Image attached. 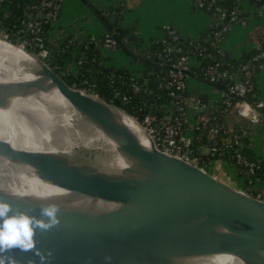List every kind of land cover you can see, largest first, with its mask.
Listing matches in <instances>:
<instances>
[{"label":"water","instance_id":"obj_1","mask_svg":"<svg viewBox=\"0 0 264 264\" xmlns=\"http://www.w3.org/2000/svg\"><path fill=\"white\" fill-rule=\"evenodd\" d=\"M81 1L104 29L113 34L91 1ZM259 2L264 3V0ZM118 43L132 58L157 66ZM39 61L40 72L49 76L82 114L105 129L125 136L122 150L135 160L130 170H147L145 176L139 178L100 170L84 174L78 167L64 164L56 155L17 149L10 142L0 140V154L13 161L32 164L42 177L132 206L95 217L59 211L60 224L47 232L38 231L35 237L37 247L45 255L52 252L49 264H176L172 259L175 256L215 252H230L252 264H264V199L226 183L218 177L217 171L210 173L160 149L132 114L98 95L70 85L47 62ZM198 79L224 89L215 82ZM235 97L242 99L239 95ZM113 108L123 110L143 126L152 141L150 149L141 145L133 132L115 119ZM0 199L11 203L14 210L40 217L42 207L1 190ZM8 255L20 264L33 260L40 264L34 251L14 249Z\"/></svg>","mask_w":264,"mask_h":264},{"label":"bare ground","instance_id":"obj_2","mask_svg":"<svg viewBox=\"0 0 264 264\" xmlns=\"http://www.w3.org/2000/svg\"><path fill=\"white\" fill-rule=\"evenodd\" d=\"M41 69L37 56L22 44L0 36V140L10 142L17 149L56 155L64 164L74 165L84 174L95 171L67 157L79 153L100 171L144 177L147 170H130L135 160L122 150L125 136L82 114ZM113 114L141 145L152 147L147 132L132 116L117 108H113ZM0 190L34 206L56 204L59 211L84 217L132 208L42 177L32 164L13 161L3 154H0ZM172 259L176 264H252L230 252L180 255Z\"/></svg>","mask_w":264,"mask_h":264},{"label":"trees","instance_id":"obj_3","mask_svg":"<svg viewBox=\"0 0 264 264\" xmlns=\"http://www.w3.org/2000/svg\"><path fill=\"white\" fill-rule=\"evenodd\" d=\"M42 1L43 0H2L0 6V32L4 30L8 34V39L15 43L26 41L27 48L39 52L40 46L37 44L34 34L25 30L24 20L27 18V13L33 10L35 5H40ZM241 1L243 0H217V4H215L212 9L208 10V12L213 13L216 5H220L229 12L232 9L238 8L241 10L242 15L245 16L246 14L242 11ZM50 8L52 7H43V11H47ZM60 9L61 8L58 10L57 16L60 13ZM96 10L103 16L112 29L116 39L125 45L129 52L153 62L157 64V66L142 62L144 63V68L135 69L127 66H119L112 62L111 56L105 55L102 52V43L106 38L107 31L97 36L89 35L83 39L67 37L59 44L49 45L46 41V34L57 16L48 20L43 16L41 34L43 35L44 42L48 49L46 62L60 73L70 85L96 93L101 98L125 109L139 119H142L150 110V106L145 105V102L148 104L150 102H156L160 106L157 109V113L160 117L164 118L166 106H170L173 99L169 94L170 88L160 86V81L169 76L170 64L160 65L152 58L134 53L131 43L142 42L143 39L139 36L135 27H127L120 24L119 21L123 15L122 5L111 7L107 12L97 8ZM220 27L221 25L214 21L206 31L197 37H186L180 33L178 44L182 46V51L198 54L203 64L213 63L219 60L223 63V66H227V63L230 62L232 64L230 69L235 70L238 65L250 62V67L240 73V78L244 79L246 76H249L251 87L248 89L245 99L250 102H255V100L259 99L257 96V74L261 65L264 64V58L261 60L253 59L258 51L255 46L250 52L241 57H235L224 50L223 54H218L214 58L200 54L199 48L196 47L197 42L200 41L202 43L201 47H203L205 51H213L218 48L216 34ZM126 39L129 41H126ZM166 40L172 41V38L167 36L164 38H154L152 39V47L162 48L166 45ZM32 44L33 46H31ZM262 45L264 48V41ZM67 64L70 66L68 70L63 73V67ZM190 72L206 79L203 71L200 70L199 67L192 66ZM133 76H135V79L138 80L143 87L138 92L134 91L131 84ZM217 84L221 85L224 89L227 88L225 81H219ZM188 92L189 90L187 89L183 94L185 95ZM124 95H128V99H124ZM232 99L236 101V97H232ZM232 106L233 105H227L224 99H222L216 110L209 112L206 118L203 117L196 124L198 127H194L193 151L190 157L192 159H197L199 165H204L214 160H223L237 165L242 172H245L246 169L237 162L235 157L237 152H241L247 159L256 161L259 165L254 172L248 173L247 175V191L252 194L262 193L261 188H254L253 186L256 182L264 184V159L258 160L246 154L245 147L243 146L244 142L248 141V131L246 128L238 127L232 133L228 132L225 116ZM188 127V123L185 122L183 128L187 129ZM213 127L221 128L218 132H213ZM205 130L207 134L210 133V139L207 134H204ZM234 134H239V143H235ZM206 142H208L210 147L216 145L217 150L212 151L210 149L208 152H203L202 146ZM228 143L232 145H228Z\"/></svg>","mask_w":264,"mask_h":264},{"label":"crops","instance_id":"obj_4","mask_svg":"<svg viewBox=\"0 0 264 264\" xmlns=\"http://www.w3.org/2000/svg\"><path fill=\"white\" fill-rule=\"evenodd\" d=\"M97 9L107 12L111 7L122 5L123 15L120 24L127 27H135L139 36L148 40L162 38L167 27L175 28L186 37H197L206 31L211 23V15L200 6L198 0H90ZM260 0L241 1L242 11L247 16L244 24H234L226 33L220 45L225 51L235 57L250 52L264 33V3ZM104 33L103 26L93 16L92 12L81 0H62L60 13L53 20L50 29L46 34V41L49 45L59 44L67 37L83 39L89 35H100ZM103 54L110 55L105 47ZM117 65L130 67L132 60L121 55H115L112 59ZM192 66L197 67L198 59L192 56ZM70 66V65H69ZM191 77V75H190ZM193 81L189 83V93L193 98H201L202 106L191 103L186 120L190 132H194V126L209 112L216 110L223 97L225 90L211 85L197 75L192 76ZM189 82V80H188ZM258 90L257 96L264 101V64L261 65L257 74ZM226 125L228 132L232 133L236 128H246L248 141L244 142L246 154L258 160L264 159V115L258 121H252L247 117L238 114L236 107L226 114ZM206 135V130L204 131ZM210 139V133L207 134ZM205 140V139H204ZM208 142L202 146L203 152H208ZM226 161L218 160L208 167L210 173L218 172V177L226 179L237 188L247 190L248 171L232 168L231 174L225 169ZM234 167V166H233ZM256 187L261 188L264 196V184L256 182Z\"/></svg>","mask_w":264,"mask_h":264},{"label":"built area","instance_id":"obj_5","mask_svg":"<svg viewBox=\"0 0 264 264\" xmlns=\"http://www.w3.org/2000/svg\"><path fill=\"white\" fill-rule=\"evenodd\" d=\"M200 6L205 10H210L217 4V0H198ZM2 0H0L1 6ZM62 0H43L40 5H35L33 10L27 13V18L24 20L25 30L30 31L34 34V38L37 41V44L40 46L39 52L47 56L48 49L44 42L42 33V22L43 16L48 20L50 18H55L57 16L59 8H61ZM51 6L47 11H43V7ZM211 15V23L214 21L218 22L221 25L220 29L216 34V41L218 43V48L213 51H205L201 47V42H197L196 47L199 48V53L204 54L207 57H216L218 54H223L224 49L220 45L221 41L224 39L226 33L230 30L234 24H244L247 21V16L242 15L241 10L238 8L232 9L230 12L227 9L222 8L220 5H216L215 10ZM0 35L8 38V34L2 30ZM170 37L171 40H166V45L162 48H153L152 40L147 44L143 42L131 43L134 53L144 55L147 58H152L155 62L160 65L170 64L169 76L160 81V86L170 88L169 94L172 96V101L170 106H166L164 118L160 117L157 113V109L160 107L156 102H150L149 104L145 102V105L150 106V110L143 116L142 119L137 118L148 133L154 139L156 145L170 153L177 156H180L194 164H198L197 159H192L190 157L191 152L193 151V133L190 132L189 127L187 129L183 128V124L186 122V114L191 106V103H196L199 107L202 106L201 98H193L188 92L183 94L185 90H189V77L191 64V57L195 56L197 61V67L203 71L205 78L209 81L218 83L219 81H225L227 88L225 90V96L223 97L224 102L227 105H233L236 107V110L239 115L242 112H247V117L252 121H258L260 116L264 115V101L261 99L255 100V102H250L245 99L248 89L251 87V82L249 76H246L244 79H241V72L247 70L250 67V62L242 63L238 65L237 69L232 70L230 67L232 64L227 63V66H223L221 61H216L213 63L203 64L202 59L198 57V54H191L182 51V46L179 43L180 32L175 28L167 27L165 35L162 37ZM126 41H129L126 39ZM264 41V33L262 34L260 40L255 44V48L258 50L254 55L253 59L261 60L264 58V48L262 42ZM26 45V41H21ZM102 46L108 50H116L120 47L118 40L114 37L113 34L107 33L106 38L104 39ZM69 68V65L63 67V73L66 72ZM132 87L135 92H138L143 87L138 80L135 79V76L132 77ZM240 86V87H238ZM241 87L243 89V94H241ZM93 93L91 91H88ZM97 95L96 93H93ZM228 94V95H227ZM227 95V96H226ZM235 95L242 96V99H237L233 101L232 97ZM99 96V95H98ZM124 99H128V95L123 96ZM196 126V125H195ZM194 126V127H195ZM198 127V126H196ZM221 127H213V132H218ZM239 134H234L235 143H239ZM228 145H232L228 143ZM212 151L217 150L216 145L210 147ZM236 160L239 164L244 166L248 173L254 172L258 163L256 161H251L247 159L241 152H237ZM218 160H214L210 163L199 165L205 170L208 171L209 165ZM247 191V190H246ZM248 192V191H247ZM250 193V192H249ZM252 194V193H251ZM257 198L264 199L263 193L259 192L257 194H252Z\"/></svg>","mask_w":264,"mask_h":264},{"label":"clouds","instance_id":"obj_6","mask_svg":"<svg viewBox=\"0 0 264 264\" xmlns=\"http://www.w3.org/2000/svg\"><path fill=\"white\" fill-rule=\"evenodd\" d=\"M241 94H243L242 87ZM241 115L247 116V112H242ZM59 210L58 205L48 204L41 208L40 217H37L19 209L14 210L11 203L0 199V264H20L13 256L8 255L14 249H19L21 252L34 251L40 258V264H49L52 252L49 251L45 255L37 247L35 237L38 231L47 232L60 224ZM107 259L110 260L111 257ZM29 264L36 262L29 261Z\"/></svg>","mask_w":264,"mask_h":264},{"label":"rangeland","instance_id":"obj_7","mask_svg":"<svg viewBox=\"0 0 264 264\" xmlns=\"http://www.w3.org/2000/svg\"><path fill=\"white\" fill-rule=\"evenodd\" d=\"M94 16V15H93ZM96 19H97V17H96ZM97 21L100 23V21L97 19ZM101 24V23H100ZM102 25V24H101ZM103 29H104V27H103ZM106 30L104 29V32H105ZM2 36V35H1ZM8 39V38H7ZM143 40H142V42H143V44H147L150 40H148V39H145V38H142ZM18 44H22L23 46H24V48L27 50V51H29L30 53H32L33 55H35V56H37L39 59H41V60H43V61H45L46 62V57L47 56H45V55H43L41 52H36V51H34V49H31V48H27V46L25 45V44H23V42H18ZM31 46H33V44L31 45ZM109 53H110V56H111V61L112 62H114V63H116L115 61H113L112 59H113V57H115V55H121L122 57H124V58H126V59H131L132 60V65H130V67L131 68H135V69H143L144 68V63H142L141 61H139V60H137V59H134V58H132L122 47H118V49H116V50H109ZM119 66H124V65H119ZM193 79V77L191 76V77H189V83L191 82V80ZM193 81V80H192ZM67 160H69V161H72V162H76V163H78V164H80V165H84V166H87V168H89L90 170H93V171H96V170H98V169H96V168H93L90 164H89V161H87V159L86 158H83L79 153H78V155H76V156H74V157H67ZM226 164V166H225V169L228 171V173L229 174H231V172H232V168L234 169L235 167V169H238V166L237 165H235V164H232L233 166H232V168L230 169V168H228L227 166H228V162H226L225 163ZM220 178V177H219ZM221 179H223L222 177H221ZM248 185V184H247ZM254 188L256 187L255 186V183H254V186H253Z\"/></svg>","mask_w":264,"mask_h":264}]
</instances>
